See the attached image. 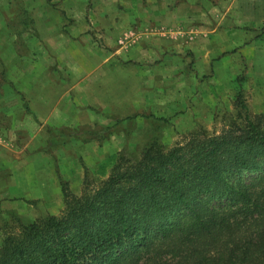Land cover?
Listing matches in <instances>:
<instances>
[{
  "label": "rangeland",
  "instance_id": "rangeland-1",
  "mask_svg": "<svg viewBox=\"0 0 264 264\" xmlns=\"http://www.w3.org/2000/svg\"><path fill=\"white\" fill-rule=\"evenodd\" d=\"M60 2L46 3L59 11ZM10 3L13 10L0 0L10 24L3 35L16 47L21 62L15 72L21 77L9 75L2 56L12 59V51L0 45V88L9 94L0 99V238L6 224L59 214L64 188L80 194L86 183L106 178L119 155L138 158L153 138L184 146L192 135L219 134L239 123L243 106L251 114L264 113V0H87L89 26L116 25L104 33L88 29L86 55L98 61L117 50L110 65L139 70L143 78L130 74L131 106L129 97L117 98L111 111L104 105L77 107V114L47 124L34 122L27 93L36 78L28 82V72L52 70L54 100L65 94L62 111L78 94L80 66L66 41L58 38L57 50L40 33L44 6L32 11L23 0ZM94 8L99 12L93 14ZM68 56L69 65L63 61ZM96 65L85 64V74L98 71ZM87 110L96 119L90 121Z\"/></svg>",
  "mask_w": 264,
  "mask_h": 264
},
{
  "label": "trees",
  "instance_id": "trees-1",
  "mask_svg": "<svg viewBox=\"0 0 264 264\" xmlns=\"http://www.w3.org/2000/svg\"><path fill=\"white\" fill-rule=\"evenodd\" d=\"M184 146L151 139L64 207L6 224L0 264H264V113Z\"/></svg>",
  "mask_w": 264,
  "mask_h": 264
},
{
  "label": "crops",
  "instance_id": "crops-1",
  "mask_svg": "<svg viewBox=\"0 0 264 264\" xmlns=\"http://www.w3.org/2000/svg\"><path fill=\"white\" fill-rule=\"evenodd\" d=\"M4 2V7L8 10H13L12 4L10 2L17 1V0H2ZM26 6L30 8V10H36L39 6H44L42 10H40V13L38 16L44 17V20L41 21V24L38 26L40 33L44 34V39L50 47H55L57 50H60L59 39L62 41H66L68 45V52L74 53V58L77 61L76 71L80 73L79 79H82V82L80 81L77 84V93L76 97L74 96V100L67 101V103H64V108L61 111L59 106V103L61 99L65 96L62 95V97L59 99L58 102H56L53 98V88L52 84V70L48 71L46 67H40L38 70L35 68L34 70H30L28 72V82H30L31 79L36 78L32 85H30V88L28 89V97L31 102L32 110H34V114H36V119H34V122H36L38 119L39 121H43L44 124H47L48 122L53 123L57 120H61V115L64 114H72L75 115L78 112V108H83L84 106H93V107H99L101 105H104L108 107L111 111V106H116V99L117 98H124L129 97V106L133 104L131 94V90L129 89V80L133 79L130 77V74L134 71L138 73V76L135 78L137 81L142 80V76H139L140 71L139 70H132L131 72L127 73L125 69L127 67H121V66H112L111 58H115L116 53L118 51L112 52L111 55L104 54L100 56L101 58L97 61L94 60V58L89 59V56L86 55L84 52V46L89 41V36L85 35V32L88 29H96L98 32H110V29H114L116 24H113L112 27L106 28L101 23L95 24L93 23V26H89L87 23L86 16H88V10L86 7L87 0H61L59 7H61L59 11H55L51 6H48L46 3L48 0H23ZM93 1H100V0H93ZM99 6V5H98ZM32 10V11H33ZM90 11V10H89ZM99 12L96 8L92 10V13L95 14ZM4 13V12H3ZM6 15H9V12L5 10ZM5 15V14H4ZM11 16L12 13L10 14ZM37 16V14H34ZM65 17L71 18L72 23L69 25H66L65 23H68V20H65ZM105 16V15H104ZM14 17V16H13ZM46 17V19H45ZM0 45L1 47L8 48L7 50L12 51V59L10 57L2 56V61L8 68L9 75H14L13 79L17 80L20 79V75L17 76V72L15 70L17 69L16 64H20V57L18 58L15 46L13 44H8L5 40L4 35L6 33H9V26L7 20L3 17V14L0 12ZM48 18V19H47ZM104 29V30H103ZM4 34V35H3ZM83 34V35H81ZM59 38V39H58ZM12 49V50H11ZM9 52V51H8ZM10 53V52H9ZM61 54H64L61 52ZM64 58V57H61ZM47 61L48 63L53 64V61H51L49 58L44 59V61ZM63 60V59H62ZM20 61V62H19ZM63 61H66L69 65L70 58L68 56V59L66 60L64 58ZM69 61V62H68ZM85 61V63H83ZM87 61V62H86ZM88 62H92L94 64H98L95 67L99 66L98 71L96 69H91L90 73L93 75H86L84 72V65ZM81 63V64H80ZM83 64V65H82ZM13 70H11V68ZM38 71V72H36ZM84 72V74H82ZM44 75V79L41 78V76ZM128 75V76H126ZM81 76H85L81 78ZM128 77V78H126ZM92 78H94V82L92 81ZM49 80L47 83L46 81ZM93 85V86H92ZM118 86V88L116 87ZM81 89V90H80ZM87 89H91L89 92ZM6 93L5 86L3 88H0V99L4 98L5 96L9 94ZM139 96V93L137 94ZM59 106V108H58ZM75 113V114H74ZM87 113L89 116L90 121H93L96 118H93L94 111L87 110ZM72 120L75 121L78 120V117L72 116ZM33 119V118H32ZM66 119V118H65Z\"/></svg>",
  "mask_w": 264,
  "mask_h": 264
}]
</instances>
